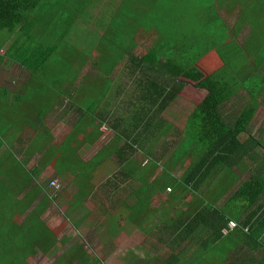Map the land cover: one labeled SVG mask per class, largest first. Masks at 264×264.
<instances>
[{
  "label": "trees",
  "instance_id": "trees-1",
  "mask_svg": "<svg viewBox=\"0 0 264 264\" xmlns=\"http://www.w3.org/2000/svg\"><path fill=\"white\" fill-rule=\"evenodd\" d=\"M66 1L0 0V32L14 33L18 29V31H26L24 28L30 26L39 17L48 22L49 27L44 38L50 47L44 40L43 45L40 42L29 52L28 58L30 65L36 66L35 71L46 73L45 84L49 78L52 82L56 79L54 82L57 85L67 80L74 83L79 75L78 71L90 61L94 51L101 56L96 62L103 71L106 66L115 68L120 65L122 59L128 55L131 76L135 78L136 84L131 91L130 101L124 109L122 110L121 105L113 107L106 117L102 116L103 118L100 115L97 118L93 114L95 109L92 104L82 106L83 104L76 103L80 106L78 109H81V113L71 131L57 148L52 150L50 141L49 149L42 153L44 158L41 164L45 159L52 158L50 162L54 163L57 174L65 172L73 176L75 191L70 202V210L85 205L89 200L99 199L96 193L103 187L109 188L108 194H113L115 197L109 196V205L100 201V206L103 207L94 222L98 226L96 233L98 232L100 240L105 243L114 239L125 225L132 222L137 225L138 216L145 213V210H153L152 189L162 193L169 189L167 198L170 202L174 200L172 196L176 192L192 194L191 201H184L186 203L184 209L180 207L177 210H182V213L177 218L176 224L178 234L177 243H174L176 253L167 257L164 264H175L180 259L179 254L182 251L184 257L190 252L189 264H198V259L210 249L221 252L227 247L228 241L233 242L234 247H229L225 251V264H264V170L253 172L226 201L225 207L231 201L237 203V208L240 207L239 220L230 218L212 203L218 201L216 193L221 192L219 195L221 199L231 190L233 180L230 176L225 186L219 187L215 193L211 192L212 197L206 196L212 186L209 184L212 179L222 177L220 174L225 175L226 167H231L232 163L237 164L249 156L247 143L253 141L248 139L246 142H241L239 136L245 130L237 124L229 125L220 113L221 104L232 97L229 92H232L233 87L213 75L198 82L197 86L207 91L193 113L196 121L192 130L197 136L194 138L184 136L172 153H168L167 148L171 142H165L161 144V150L158 152L155 149L156 144L161 136L167 134L169 122L155 119L166 111L170 103L179 98L189 84L184 77L185 73L200 57H189L192 62L187 60L184 55L186 43L182 42L183 38L180 36L176 42L170 44L172 52L167 51V43H165L159 45L157 50L152 48L146 55L139 57L133 52L132 46L129 50L128 43L121 40L127 30L130 34L128 38L134 39L136 27L94 26L93 36H96L95 42L92 43L94 50L89 55L83 53L71 55L79 56V60H84L79 61L81 66L79 69L72 70L75 65L72 57L69 64L71 67L66 60H51L52 45L61 42L64 35L70 31L72 24H68L69 22L75 24L73 13L65 8ZM251 8L247 18H252V22L256 21L255 25H252L253 29L258 27L264 29V0H254ZM100 29H104L103 34L99 33ZM178 47L184 52H175ZM192 47L193 43L188 49ZM1 48L0 46V50ZM256 49L258 66L264 67L260 63V61L264 63V42L258 44ZM222 59L229 65L234 63L230 58ZM48 64L53 66L50 67ZM57 64L60 75H58L59 71H56ZM62 69L65 71L62 72ZM87 80L92 81L91 86L97 91V99L101 103L106 94L105 85L101 86L102 82L98 77L92 79L89 75H84L81 82ZM89 85L86 88L87 93ZM0 89L3 92L0 101H9V90ZM41 91L43 90H31L30 94H25L24 99L32 101L36 95H43L46 99L49 95ZM58 92L60 95L66 94L62 90ZM83 96L77 98V101H81ZM115 112L119 114L116 115ZM103 125L109 126L115 135L85 161L77 155V151L86 143L93 144L102 134ZM186 158L190 161L181 176H173V171L183 164ZM5 161L9 167L15 163V160L9 159L8 153L2 156L0 166ZM160 166L163 171L152 183H149L148 175ZM18 171L22 177L20 180L22 182L19 183L13 182L10 175L0 171V264H31L30 258L40 253L48 255L62 245L64 251L57 256L53 264H72L76 260L80 264L99 263V259L93 258L84 244L75 241L69 244V236L64 235L59 238L58 233L49 228L42 219V215L52 205L54 197L53 193L49 194L47 184L35 183V173H39L40 170L26 172L19 169ZM103 177L107 178L103 179ZM96 179H99V182L96 183ZM237 180H239L238 175ZM9 185L11 187L8 189ZM21 185L22 187H19ZM117 191H121L122 194L118 196ZM66 215H69V211ZM230 221H235L237 227L235 232L230 230L225 235L223 230L228 228ZM236 231L237 237L234 234ZM235 237L237 246L234 243ZM187 239L193 244H183ZM245 256L248 257L244 258Z\"/></svg>",
  "mask_w": 264,
  "mask_h": 264
},
{
  "label": "crops",
  "instance_id": "crops-1",
  "mask_svg": "<svg viewBox=\"0 0 264 264\" xmlns=\"http://www.w3.org/2000/svg\"><path fill=\"white\" fill-rule=\"evenodd\" d=\"M66 2L65 8L73 13L74 19L78 21L77 24L81 26L136 27L134 39L127 38L129 35L127 30L125 36L122 35L121 40L127 41L128 49L130 50L132 46L133 52L139 57L146 55L152 48L157 50L159 45L165 43H167V51L172 52L170 44L176 42L179 36L183 38L182 42L186 43V49L184 52L178 47L175 52H184L189 62H192L189 60L190 58L200 57L192 63L191 68L184 75L190 84L184 88L179 98L170 103L166 111L155 119L169 122L167 133H173V139L170 146L167 147L168 153H172L177 147L176 142L181 141L184 136L192 138L197 136L192 130L196 121L193 118V113L207 90L191 85L213 75L233 87L232 92H229L232 97L221 104L220 113L229 125L237 124L245 130L240 133L241 142H246L248 139H253V141L247 143L249 156L238 162V165L235 162L232 163L233 166L224 169L225 177L223 179L226 181L230 180L231 177L233 184L231 190L221 198L222 201L226 202L242 183L238 172L240 166L243 165L242 169L264 170V67L258 66L257 38L254 33L257 29L252 27L256 21L253 20L252 22V18H247L254 0H67ZM191 43H193V47L188 49ZM235 47H237V66L234 63L229 65L222 59L226 58L227 60L230 56H226V51L230 52ZM162 50H166V48ZM100 58L101 56L94 51L90 61L80 68L79 76L75 81L79 80V83L82 84L80 80L84 75H89L92 79L98 77L102 82L101 86L105 85L106 90L101 103L98 102L97 91L91 86L92 81H90L88 93L81 98V101H68L66 97L60 94L57 95L61 101H46L43 95L34 97L32 101H27L24 96L31 87L33 90L42 89L41 92H47L43 87V79L40 77L34 79L31 73L36 68L32 69L29 62L28 65L23 66L29 74H26L27 78L25 76V83L21 84L18 76L15 78L13 74H10L9 78H13V80H9L7 83L3 82V78L0 77V88L8 89L10 94L9 101H0V161L5 153H8L11 161L15 160L12 167H9L7 161L1 164V172L11 175L14 182L19 183L22 182L20 181L22 177L19 175V169L26 172L40 170L39 173H35V183L49 184L48 175L53 174V172L57 174V172L54 170V163L51 164L49 159H45L44 163L41 164V160L44 158H42V153L49 149L50 141L52 142L51 149L57 148L71 131L81 113V109H78L80 106L76 103L83 104L82 106L92 104L91 106L95 109L93 114L97 118L98 115L101 118L103 115L106 117L113 107L121 105L122 110L124 109V106L130 101L131 91L136 86L135 78L131 76L130 72L129 56L126 55L120 65L115 68L106 66L104 71L96 62ZM260 63L264 66L263 62L260 61ZM124 74L127 75L125 80ZM58 75H60V71ZM55 80L53 79V82ZM199 94H202L201 98ZM182 96H187L192 100L187 101L191 105V110L185 113V130H181L175 124V120L181 116L182 108L178 109L177 103L179 101L177 100L181 99ZM92 98V101H87ZM44 99L45 101H43ZM115 114L117 115L119 112H115ZM103 129L112 130L109 126L103 125L101 127L102 134L98 138L103 135ZM114 135L115 132L109 140ZM94 143L84 144L77 151V155L80 157V150L85 146H93ZM182 167L179 165L177 169L180 170ZM158 169L160 172L163 171L161 167ZM183 171L174 170L172 175L179 177ZM66 174L64 172V174L57 175ZM237 175L239 180H237ZM149 183L152 182L149 181ZM108 195L113 196V194ZM123 196L125 197L124 194ZM188 197L190 199L187 200ZM192 199V194H185V202ZM151 201L156 213L153 196ZM167 208H170L169 204ZM176 211L177 209L174 208L171 213ZM166 213L167 211L163 212V214ZM143 214L138 217L141 219ZM152 217L153 215L149 220H152ZM175 219L177 221V218H172L169 223L174 224L173 229L169 227L170 231H173V236L170 238L172 243H177L178 239ZM144 223L140 224V221H137L136 226H138L139 231L145 234L144 237L153 235V231H149L153 228L148 226L146 229ZM169 224L167 223L165 226ZM126 229L127 225L121 229V232ZM160 240L162 243L165 241ZM186 242L193 244L188 239ZM183 244L186 243L183 242Z\"/></svg>",
  "mask_w": 264,
  "mask_h": 264
},
{
  "label": "rangeland",
  "instance_id": "rangeland-1",
  "mask_svg": "<svg viewBox=\"0 0 264 264\" xmlns=\"http://www.w3.org/2000/svg\"><path fill=\"white\" fill-rule=\"evenodd\" d=\"M43 19L44 18L42 17L36 18V20L33 23H31L30 26L24 28L26 31H18L19 30L18 29L14 33H10L7 31L0 32V46L2 47L0 50V66H2L0 68V77L3 78L2 79L3 82L7 83V81L9 80L12 81L13 78L11 79L9 78H10V74H13L15 75V78L16 76H18L21 84L25 83V76L28 73L26 72L25 68H23V66L28 65V58L30 56L29 52L34 47L38 46L40 42L43 45L45 40L44 36L46 34L47 28L49 27L48 22H46V20ZM74 22L75 24L70 22L68 23V24H72V27L70 31L66 35H64L62 41L61 42L58 41L56 45H52L53 50H52L51 60H55V61L66 60L69 67H71L69 65L71 63V57H72L71 55H76L81 53L85 55H89L90 52H93L94 48L92 46V43L95 42L94 38L96 37L93 36V30L95 29L94 26L91 25L81 26V25H77L78 22L77 20H74ZM103 30L104 29H100L99 33H102ZM254 33H255V37L258 40L257 41V46H258V44L264 42V29L258 27L256 32ZM45 41L48 46L47 40ZM48 47H50V45ZM225 54L226 56L227 55L230 56L229 57L230 61L234 62V64L237 66V47H235V49H233L230 52H228L227 50ZM79 61H84V60H79V56L72 57V62L75 63L72 70L76 71L81 67L79 65ZM48 65L50 67L53 66V64H48ZM35 68L36 66L32 65V69ZM56 71L57 72L59 71V64H57ZM63 71L65 70L62 69V72ZM31 74L33 75L35 80L37 79V77L43 78L44 88L47 85L46 86L47 92L44 91V93H47L50 96H47L46 101H61V98H59V96L57 95L59 94L58 90L60 91L62 90L64 93H66L62 95L66 97V99H72V101H77L78 100L76 99L77 97L79 98L87 94L86 88L91 83L88 80L82 84L79 83V80L74 81V83L71 80H67L65 83L57 85L55 82H52V79L49 78L47 84H45V75H46L45 72L38 73L34 71ZM126 78L127 75L124 74V80ZM191 86L195 88H200L195 83ZM31 90L33 91L32 87L29 89V91L26 92V94L27 95L30 94ZM197 90L200 91L199 89ZM1 91L2 89H0V99L2 100L1 97L3 96V92ZM36 96H40V95H36ZM199 96L201 98L202 94H199ZM88 97L90 98V96ZM92 100L93 98L87 101H92ZM43 101H45V99ZM177 101H179L177 103V105H179L178 109L182 108V110L180 111L181 116L175 120V124L179 126L181 130L183 129L185 130L186 129L185 113H188L191 110V105H189L187 101H192V100L189 99L187 96H182L181 99H178ZM103 132H104L103 135L96 140L97 142L94 143L93 146H88V147L85 146L80 150V156L83 159L86 160L89 159L91 156H93L99 150V148H101L104 145V143L108 141L114 134V132L109 129H103ZM172 136L173 133L171 134L167 133L161 136L157 143L158 145L155 147V149L159 152L161 150V144L165 142L170 143L173 139ZM176 144H178V142H176ZM50 160H52V158H50ZM189 161L190 159L186 158L183 164H181L183 167L180 168V170L176 168L175 171L178 170L182 172L183 169L186 168L187 163H189ZM242 166H240V168L238 169L242 182L248 179L253 172H257V170H253V169H248V168L242 169ZM108 168H111V170L113 169V167H108ZM160 173H161L160 169H158L156 172L150 173L147 177L148 181L153 182L160 175ZM71 175H72L71 173H67L66 175H57L54 174V172L53 174L48 175L49 184L50 181L56 180L60 182L61 190L55 193L50 188V185L47 184L49 194L54 193V196L52 195L54 197L53 199L54 201L52 202V205L46 210V212L42 215V219H44L46 225L49 228L55 230L58 233L59 238H62L64 235H67L70 237V240L68 242L69 244H71L73 241L80 244H84L85 249L88 250L91 256L93 258L95 257L99 259V263L97 264H164L165 259L167 257H169L174 252L176 253L175 244L172 243V240H170L171 236H173L172 235L173 231H170V228L173 229L174 224H169V223H170V219L180 217L179 215L180 213H182V210L176 211L175 213H171V212L173 211L174 208H176L177 210L180 207L184 209V206L186 205V203H184L185 194L181 192L178 193L176 192L175 195L172 196L174 200L168 202L166 195L167 192H169V189H167V192L165 191L163 193L161 191H156L155 189H152V193L151 192L150 193L154 197L153 205L156 210V213L154 212V210H152L153 212L150 211L149 209H148L149 211L145 210V213L143 214L142 218L140 219L138 217V220L140 221V224H143V222H145L144 226L146 229L148 226L152 227L153 229H150L149 231H153L154 236L150 234L144 237L145 234L139 231L138 226H136L135 222L134 223L132 222L130 224H127V229L124 232L121 231L118 233L116 232L117 235L116 237H114V239H110L108 242L104 243L100 240L98 232L96 233V231L98 230L97 228L98 226H96L94 222L97 220V217L100 214V209H101L100 201L105 203L106 205H109L110 202V197L108 195L109 188L103 187L99 190L98 193H96V196H98L99 199H93L91 201L89 200L85 203V205L83 206L80 205L79 208L76 207L75 209L70 210V205H71L70 202L74 196V191H75L74 189L75 186L73 185V180H72L73 176ZM221 176L222 177L210 182L212 186L210 187V190L206 193V196L212 197L213 195L211 192L215 193V191L219 187L225 186L226 181L223 179V177L225 176L224 175ZM106 178L107 177H103V179ZM12 181L14 182V180ZM97 182H99V179H96V183ZM8 183L11 184L10 182ZM22 185L19 187H22ZM10 187L11 185L8 186V189ZM12 188H14V186ZM116 193L118 196L122 194L121 191H117ZM220 194L221 192L216 193V199H218V201H216L217 203L215 201L212 203H215L216 207L218 209L223 210L230 218L239 220V218L241 217L239 212L240 207L237 208V203L235 201H231L228 204V206L225 207L226 202L220 199L219 197ZM188 199L190 198L188 197L187 200ZM168 204L170 205L169 209L167 208ZM67 211H69V215H66ZM166 211L167 213L163 214V212ZM151 215H153L152 220H149L151 218ZM175 222H177L176 219ZM167 223L169 225L165 226ZM236 227L234 229H236ZM234 234L237 237V231ZM236 237L234 239V243L237 246ZM160 239H162L163 241L165 240L164 243H162ZM167 240L168 242H166ZM226 246L227 247L225 248V244L223 245L225 249L221 250V252H218L215 249H210L204 256L198 259V264H225L224 253L226 250L229 249V247H234L233 242L228 241ZM63 251H64V247L62 245L58 249H56V251L48 255L40 253L36 257L30 258L29 262L31 264H53L57 256H59ZM132 252H134L135 254H133ZM189 253L190 252L186 254L187 256L186 258L184 257L185 254L183 253V251L180 252L179 254L180 259H178L175 264H189L188 262ZM134 256L136 258H134ZM247 257L245 256L244 258ZM72 264H80V263L79 261L76 260L73 261Z\"/></svg>",
  "mask_w": 264,
  "mask_h": 264
},
{
  "label": "built area",
  "instance_id": "built-area-1",
  "mask_svg": "<svg viewBox=\"0 0 264 264\" xmlns=\"http://www.w3.org/2000/svg\"><path fill=\"white\" fill-rule=\"evenodd\" d=\"M50 188L56 193L59 192L61 190V184L60 182L53 180L50 183ZM54 196V193L52 194ZM237 226V223L235 221H230L228 228H225L223 230V233L226 235L230 232V230H233L235 227Z\"/></svg>",
  "mask_w": 264,
  "mask_h": 264
}]
</instances>
